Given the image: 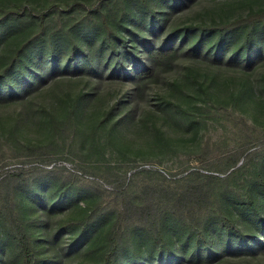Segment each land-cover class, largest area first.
Masks as SVG:
<instances>
[{"label": "rangeland", "instance_id": "rangeland-1", "mask_svg": "<svg viewBox=\"0 0 264 264\" xmlns=\"http://www.w3.org/2000/svg\"><path fill=\"white\" fill-rule=\"evenodd\" d=\"M20 3L62 7L46 17L42 38L35 18L0 23V264L21 262L16 212L38 264H107L115 238L119 264H157L146 233L118 222L129 205L165 213L175 253L160 264H264L255 241H264V18L249 59L236 51L243 30L218 50L216 35L196 28L245 17L264 0H0V8ZM30 40L25 76L5 81L9 56ZM153 47L176 48L178 59L156 80L134 82ZM249 196L258 211L233 204ZM201 215L207 243L195 248ZM86 218L85 229H59ZM230 219L252 247L219 229Z\"/></svg>", "mask_w": 264, "mask_h": 264}, {"label": "trees", "instance_id": "trees-1", "mask_svg": "<svg viewBox=\"0 0 264 264\" xmlns=\"http://www.w3.org/2000/svg\"><path fill=\"white\" fill-rule=\"evenodd\" d=\"M62 7L59 4H50L45 9H36L33 6L26 5V4H16L14 8H0V23L4 22H12V21H18L21 20L23 17H30L35 18L39 24V31L40 35L39 37H43V34L45 32V26L44 22L48 14L60 9ZM68 9H72L71 6L68 7ZM264 18V8H260L257 10L251 9L245 17L235 19L232 21H225V20H215L212 19L210 22H201L196 25V28L199 29L201 35H203L205 32L211 33L213 35H216V41L213 45L215 49H218L221 47L224 40L227 39V37L232 36L234 33L238 31L244 32V39L238 48H236V51H240L246 59H249L251 56V50L254 46H259L260 42L258 39V35L256 34V25L260 23L261 20ZM111 30L110 27L107 25L105 26V33H104V40L112 44L110 39ZM202 37H199L195 40V44H198L201 41ZM33 41H27L25 43L20 44L15 48L13 51V54H11L8 58L7 63L3 67L2 70V77L5 79V81H9L7 73H14L18 72L19 74L25 76V70L24 65L26 64V58L32 59L30 53L28 52V46ZM48 52L52 53V44L48 43ZM178 50L173 47L168 48H158L153 47L150 48L147 52V68L143 69L142 71H139L135 73V76L133 78L134 82H137L138 80L143 79H149L156 80L161 74L170 71L176 60L178 59ZM121 67L123 68L124 65L121 64ZM38 76L41 77V74ZM31 150L29 146L21 147ZM11 177L17 178L16 173H11ZM261 186L264 187V182L261 183ZM60 189L63 187L62 185L59 186ZM65 191L69 190V187L66 186ZM234 205L237 207H245L248 206L250 208H253L255 211H258L257 205L255 200L252 197H248L247 201H234ZM144 210L143 213H141L139 210H137V207L133 210L131 209L129 205V214L127 215V218L120 219L118 222L122 221L125 223V230L126 232H130V230L134 228H140L142 231H144L147 235V238L149 237L153 242V248L158 247V263L160 264V260L163 258V255L165 256H174L175 253L172 248H170L166 244V236L162 232V223L163 219L166 216L164 212L161 211H153L152 213L146 211L145 207H141V210ZM127 211V213H128ZM119 216H122V211H119ZM13 221H14V228L16 233V240L18 241V245L21 251V262L20 264H38V257L36 255V250L33 244V236L29 232L26 224L25 219L19 215V212H16L15 215H13ZM207 219L203 218V215H201V218L199 219V224L197 223L196 226L198 227V230H196L194 227H192V230H195L197 238H195L196 247H199V244H206V236H205V229L207 228ZM117 222V223H118ZM79 224L81 225L82 229H85L88 227V218L82 219V220H66L61 221L59 223V229H65L70 224ZM115 223V225L117 224ZM114 223L111 224L110 229L111 230H117ZM257 225L264 229V217L260 218V220L257 222ZM139 226V227H135ZM132 227V228H131ZM219 229L223 230L224 232L230 234L231 232H234L237 235L236 240H234V244H236L239 247L249 248L252 247V243L250 242L251 239L247 238L245 233L240 232L237 230V227L234 225V223L231 221H227L225 223H219L218 224ZM121 228V227H120ZM121 229H118L119 231ZM252 238H256V235H251ZM114 237L109 238V240H112ZM257 241V246L261 247V252L264 254V241L260 242L259 239H255ZM122 244L123 242L119 239L117 240L115 238L114 244L111 247L109 253H106L104 255V259L107 264H119L122 263L123 257H122ZM165 245V247H164ZM166 248V250H163ZM135 261H138V258H134ZM174 261H179V259H174ZM172 264V263H170Z\"/></svg>", "mask_w": 264, "mask_h": 264}]
</instances>
